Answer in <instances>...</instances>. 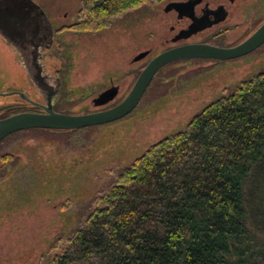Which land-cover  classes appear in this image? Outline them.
I'll list each match as a JSON object with an SVG mask.
<instances>
[{
	"label": "rangeland",
	"instance_id": "obj_1",
	"mask_svg": "<svg viewBox=\"0 0 264 264\" xmlns=\"http://www.w3.org/2000/svg\"><path fill=\"white\" fill-rule=\"evenodd\" d=\"M35 1L48 18L65 24L79 14L83 2ZM170 1L111 18L108 29L98 33H67L61 64L44 60L56 64L53 73L58 63L63 67L56 109L93 112L92 100L111 78L121 85L117 102L125 99L146 64L172 46L164 13ZM147 50L151 55L134 64ZM18 59L3 57L5 80L24 74ZM263 72L264 48L237 61L177 62L158 73L136 110L120 121L75 132L23 131L6 139L0 144V264H51L95 209V198L125 168L152 145L184 131L209 104ZM27 87L33 96L30 82ZM10 101L0 99V107Z\"/></svg>",
	"mask_w": 264,
	"mask_h": 264
},
{
	"label": "trees",
	"instance_id": "obj_2",
	"mask_svg": "<svg viewBox=\"0 0 264 264\" xmlns=\"http://www.w3.org/2000/svg\"><path fill=\"white\" fill-rule=\"evenodd\" d=\"M163 1L82 7L99 21ZM93 203L51 264H264V72L148 148Z\"/></svg>",
	"mask_w": 264,
	"mask_h": 264
},
{
	"label": "flooded vegetation",
	"instance_id": "obj_3",
	"mask_svg": "<svg viewBox=\"0 0 264 264\" xmlns=\"http://www.w3.org/2000/svg\"><path fill=\"white\" fill-rule=\"evenodd\" d=\"M31 1L30 4L29 0H0V72L2 73L0 99H11L8 105L0 107V119L22 112L43 113L42 106L45 107L48 104L52 105L54 111L64 113L56 108L62 87L60 72L63 70L58 57L61 56V52L65 51V35L67 33L74 35L98 33L108 29L106 21L109 19L98 21L87 17L83 13V7H81L79 14L71 18L69 24H65L59 21L60 19L48 18L39 3L35 0ZM173 3L182 4L181 10L178 11L173 8L167 11L168 6ZM42 11L47 20L41 16ZM164 13L167 21L170 22L169 31L172 35L170 39L172 46L166 50L188 44H206L219 48H232L240 45L264 24V0H172L166 4ZM67 17L65 16L64 20H67ZM92 21H95V26H93ZM194 24L199 27H207L191 34L188 38L180 39L179 36L190 31ZM263 48L264 45L242 58L255 55ZM145 52H149L146 57L148 58L151 52L150 50ZM4 56L19 58L25 77L23 74L14 79L5 80L3 70L7 65L4 63ZM25 56L38 57L39 68L35 72L37 83L31 79L27 69L21 62V58ZM46 58L56 59L60 63H58V68L54 73L52 71L56 64L48 65L44 61ZM133 63L135 64L134 61ZM28 82L31 83L33 88V96L28 93ZM4 86L5 88L2 89ZM58 86L60 94L57 97L55 93ZM115 88L118 89V95L113 101L105 106H95L94 101L102 93ZM120 89L121 85L116 84V81L111 78L109 86L92 100L94 111L91 113L108 110L121 103L124 98L117 102ZM29 100L37 105L30 103Z\"/></svg>",
	"mask_w": 264,
	"mask_h": 264
},
{
	"label": "water",
	"instance_id": "obj_4",
	"mask_svg": "<svg viewBox=\"0 0 264 264\" xmlns=\"http://www.w3.org/2000/svg\"><path fill=\"white\" fill-rule=\"evenodd\" d=\"M10 1V0H8ZM30 4L32 3L29 0ZM182 4H170L167 11L171 9L181 10ZM42 17L46 15L42 11ZM198 27V28H197ZM207 26H196L194 24L190 31L182 33L179 38H188L191 34L205 29ZM264 45V24L240 45L232 48H219L206 44H188L166 50L153 58L141 71L134 86L127 97L115 107L89 114H65L52 109V105L42 106L43 113L22 112L0 119V143L6 138L23 131L30 130H52V131H77L98 126H103L120 121L132 114L141 103L154 78L165 67L177 62L187 60L205 61H231L242 58L256 51ZM149 55L142 52L134 58V62H140ZM23 66L27 69L31 79L37 83L36 70L39 68L38 57L25 56L21 58ZM38 85V84H37ZM55 95L60 94L59 86L56 87ZM118 95V89H110L102 93L94 101L95 106H105L113 101ZM30 103H33L29 100Z\"/></svg>",
	"mask_w": 264,
	"mask_h": 264
}]
</instances>
